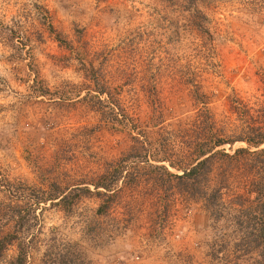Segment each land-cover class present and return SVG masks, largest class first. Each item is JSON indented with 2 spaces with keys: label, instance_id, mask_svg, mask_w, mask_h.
<instances>
[{
  "label": "rangeland",
  "instance_id": "obj_1",
  "mask_svg": "<svg viewBox=\"0 0 264 264\" xmlns=\"http://www.w3.org/2000/svg\"><path fill=\"white\" fill-rule=\"evenodd\" d=\"M201 109L264 121V0H0V264H251L229 200L262 157L212 166L218 220L165 172L215 141Z\"/></svg>",
  "mask_w": 264,
  "mask_h": 264
},
{
  "label": "trees",
  "instance_id": "obj_2",
  "mask_svg": "<svg viewBox=\"0 0 264 264\" xmlns=\"http://www.w3.org/2000/svg\"><path fill=\"white\" fill-rule=\"evenodd\" d=\"M239 109V107H234L233 110L240 118L245 117V115H240L242 112ZM201 113L211 125V132L213 135H210V138H213L215 135V141L209 143V141L204 139L205 142L200 144V148H197L196 161H194L190 167L182 169V174L180 175L171 174L165 171L164 167H152L149 172L158 175L157 171L161 169L164 170L168 177L178 181L177 187L180 190L186 191L189 189L194 197L201 198L209 213L213 216V219L218 220L219 217L222 216L221 214H226V209L224 208V203L220 200L221 186L209 187L210 181L208 183V179L211 180L210 175L213 170L212 166L218 162L219 157H224L231 163L238 155L245 153L255 158L262 157L264 163V146L258 149L260 146L264 145V121L261 123L257 121L256 125L249 124L246 127V131L235 138L222 139L219 134L220 132L214 128V124L212 125L211 115L204 109H201ZM207 134L209 135V133H206V135ZM234 141L245 143L247 147L235 150L232 155L217 149L224 144H231ZM251 148L257 150L251 151ZM255 178L256 177H253L246 181L243 194L237 195L235 198L229 200L230 206H233L234 209V217L232 218V222L235 225L234 228L236 231L243 233V236H245L247 240V246H245L243 252L245 253V258L253 261L251 264L256 262L257 257L264 258V180L262 181ZM96 186L101 185L97 184ZM102 187L105 188V185ZM1 248L5 247H0V251ZM27 248L28 245H25V248L21 250L19 256L8 264H27ZM66 255L68 256L69 254ZM59 262L65 264V257L62 256Z\"/></svg>",
  "mask_w": 264,
  "mask_h": 264
}]
</instances>
